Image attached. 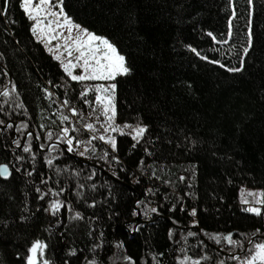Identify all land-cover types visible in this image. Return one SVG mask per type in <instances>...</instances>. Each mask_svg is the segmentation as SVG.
<instances>
[{
	"label": "trees",
	"instance_id": "trees-1",
	"mask_svg": "<svg viewBox=\"0 0 264 264\" xmlns=\"http://www.w3.org/2000/svg\"><path fill=\"white\" fill-rule=\"evenodd\" d=\"M22 2L0 0V264H244L264 243V203L239 204L264 193V0H63L130 69L111 122L81 96L100 81L71 79ZM70 138L90 164L43 150Z\"/></svg>",
	"mask_w": 264,
	"mask_h": 264
},
{
	"label": "snow or ice",
	"instance_id": "snow-or-ice-1",
	"mask_svg": "<svg viewBox=\"0 0 264 264\" xmlns=\"http://www.w3.org/2000/svg\"><path fill=\"white\" fill-rule=\"evenodd\" d=\"M63 0H60L61 6L59 7V12H52L48 11L47 15L49 16H63V23H60L59 20L55 21L57 24V27H67L68 32L71 34L73 31V28H75L78 31V35L72 36L69 35L67 37H62L65 39L64 48L68 54L69 57L73 55V51L77 52L78 55L75 57V63L69 59L67 63L63 64L65 72L71 77L74 81H97V80H114L117 75L121 74H128L130 69L125 64V57L123 55H120L116 49V47L110 43L107 39L96 36L93 33L88 32L86 29H82L79 25H73V22L69 17L66 15H63V7H62ZM49 6V8L54 7L55 5L52 4V0H23L22 7L24 11L29 15V18L35 21V26L33 28V32L43 31V29L40 28L41 23L43 21L39 18L41 12H45V6ZM54 23V21L49 20L47 22V27L54 31V29H51V25ZM211 35V34H209ZM57 39L56 35H53L49 43H51V40ZM59 47V46H58ZM195 51V50H193ZM57 60L60 59V56L55 57ZM77 67H80L83 69V74L80 75H73V70ZM116 85L110 84L108 86L104 85H98L95 87V89H87L84 91L81 96L82 98L84 96H87L88 91L94 90L98 94L95 97V102L97 105L102 106V115L106 117L108 122H111L114 120L115 117V107L113 104V97L112 95H105L110 92H114ZM7 95V93H4ZM68 101H65V104H67ZM87 103V101H86ZM95 111V109H94ZM73 115H77L76 109H72ZM98 119V117H97ZM63 120H68L67 116L63 117ZM109 127L112 131H116V128L111 127V123H109ZM85 128L90 131H95V126L93 124H86ZM76 129H73L75 131ZM136 136L133 137L134 139L140 137L145 129L144 128H138L135 130ZM63 132L65 135L68 134L69 129L64 128ZM51 135V134H49ZM92 139H96V137H92ZM99 139L104 140V136H100ZM108 142L113 144V147H115V143L112 140H109ZM67 143L69 146L72 145L73 141L72 139H68ZM90 143V141H89ZM69 151H72V148L69 147ZM25 152L29 151L28 148L24 149ZM49 164H51V160L48 161ZM8 168L7 166L0 167V176H7ZM251 195V193H250ZM262 197H264V193L261 194ZM261 203H264V199L260 201ZM243 203H247V201H243ZM53 207H57V205H54ZM155 211V209H153ZM245 211L254 213L256 215H262L261 209L251 207L246 208ZM192 215H195V211H193ZM189 235H192V233H189ZM225 239L228 240L229 243H233L231 235L226 237ZM41 247V245L37 244L34 245L31 249L32 253H36L37 248ZM233 259H238V257H232ZM257 261H260L261 264H264V243L256 244L255 245V252L248 258L246 261H244V264H257ZM29 264H34L33 260H29ZM194 264H199V261L194 262Z\"/></svg>",
	"mask_w": 264,
	"mask_h": 264
},
{
	"label": "rangeland",
	"instance_id": "rangeland-1",
	"mask_svg": "<svg viewBox=\"0 0 264 264\" xmlns=\"http://www.w3.org/2000/svg\"><path fill=\"white\" fill-rule=\"evenodd\" d=\"M52 4L55 6L49 8V6L46 5L45 6L46 11L40 13L39 18L43 21V23H41V25H40V28L43 29V31L38 30L37 32H35V33L33 32V33H34L35 38L38 39L54 57H56L58 55L60 56V59L58 61L61 63V65L63 67V64L67 63L69 59H71L75 63V57L78 55V53L73 51V55L71 57H69L65 48L63 47L65 44V39L62 37H67L69 35L76 36V35H78V31L75 28H73V31L70 34L68 32L67 27H57V24L55 23V21L59 20L60 23H63V16L62 15L61 16H55V17L49 16V15H47V12L48 11L59 12V7L61 6L60 0H52ZM63 15H66L64 11H63ZM49 20L54 21V23L51 25V29H54V31L50 30L47 27V22ZM31 21H32V31H33V28H34L36 22L33 21L32 19H31ZM73 25H79V24L73 22ZM80 27L82 29H85L82 26H80ZM88 32H90V31H88ZM90 33H92V32H90ZM53 35H56L57 39L51 40V43H49V40ZM96 36H99V35H96ZM99 37L105 38L103 36H99ZM80 74H83L82 68L77 67L76 69L73 70V75H80ZM99 81H100L101 85H104V86L114 84L113 80H109V81L99 80ZM105 95H112V97H113L112 102L114 104V92H110V93H107ZM88 119L89 120L86 122V124L92 123V119H94V118H91V116H89ZM95 127L100 129V132H101L100 136H104L105 137L104 140L110 139V138L106 137V135L104 134L105 131H102L103 128L104 129L106 128L105 124H96ZM138 128H142V127L133 126L130 128L128 133L132 137H135L136 136L135 130ZM68 129L70 130V127ZM72 141L74 144L79 146L80 141L78 139L72 140ZM250 193H251V195H250ZM261 194H262V190L259 187L242 186L239 189V204L243 205L245 209L251 208V207H255V208L260 209L261 208V202L260 201L262 200ZM245 200L247 201V203H243V201H245ZM182 261L186 264H194L193 261H188L186 259H183Z\"/></svg>",
	"mask_w": 264,
	"mask_h": 264
},
{
	"label": "water",
	"instance_id": "water-1",
	"mask_svg": "<svg viewBox=\"0 0 264 264\" xmlns=\"http://www.w3.org/2000/svg\"><path fill=\"white\" fill-rule=\"evenodd\" d=\"M6 126V124L5 125H0V128L2 129V128H4ZM14 139H15V137H14ZM23 143H24V139H23V141H22V143L20 144V146L18 147V148H21L22 146H23ZM35 143H36V145L37 146H39V143L37 142V140H35ZM51 145H58V146H60L64 151H65V153H67L68 155H70L71 157H73V158H75V159H77V160H79V161H81V162H86L87 164H90V162L89 161H86L85 159H83L82 157H79L78 155H76L75 154V152H73V151H69L68 149V147H66V145H64V144H61V143H58V142H54V143H51V144H49L45 149H43L44 151H47V149L51 146ZM70 147V146H69ZM41 149V148H40ZM3 166H7V168H8V175L5 177V176H0V178L2 179V180H7V179H9V177H10V175H11V170H10V167L7 165V164H1L0 165V167H3ZM140 199V198H139ZM138 199V200H139ZM137 200V201H138ZM135 210H137V208H135ZM139 218V212H138V210H137V215H136V217L133 219V220H131V221H129V222H127V224H130V223H132V222H135L137 219ZM253 241V239L249 242V244L251 243ZM238 254H240V253H237V255Z\"/></svg>",
	"mask_w": 264,
	"mask_h": 264
},
{
	"label": "built area",
	"instance_id": "built-area-1",
	"mask_svg": "<svg viewBox=\"0 0 264 264\" xmlns=\"http://www.w3.org/2000/svg\"><path fill=\"white\" fill-rule=\"evenodd\" d=\"M67 128H69V127H67ZM70 147L72 148L73 152L80 151L81 153L86 151V149H87L85 145L80 147V145L78 146L74 143H72V145Z\"/></svg>",
	"mask_w": 264,
	"mask_h": 264
},
{
	"label": "flooded vegetation",
	"instance_id": "flooded-vegetation-1",
	"mask_svg": "<svg viewBox=\"0 0 264 264\" xmlns=\"http://www.w3.org/2000/svg\"><path fill=\"white\" fill-rule=\"evenodd\" d=\"M52 146V145H51Z\"/></svg>",
	"mask_w": 264,
	"mask_h": 264
}]
</instances>
